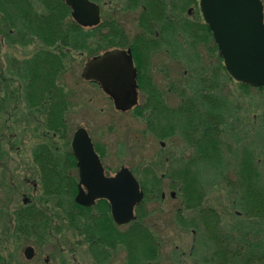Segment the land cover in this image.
<instances>
[{
	"label": "rangeland",
	"instance_id": "rangeland-1",
	"mask_svg": "<svg viewBox=\"0 0 264 264\" xmlns=\"http://www.w3.org/2000/svg\"><path fill=\"white\" fill-rule=\"evenodd\" d=\"M91 1L100 6L101 20L120 24L132 40L137 30L134 20L139 17L140 8L139 11L132 8L133 6L131 9H127L126 4H123L125 0ZM192 1L183 2L184 4L181 5L183 10L177 11L178 14L174 10L171 11L172 0L164 2L169 3V16L176 19L185 16V9L195 4L194 0ZM261 2L264 15V0ZM39 7L40 5L35 2L34 10H38V13L41 9ZM194 9V16H197L198 8ZM107 28H109L108 23ZM3 29L4 27L0 23V96H19L21 99H18L17 104L21 108V114L25 104L23 98L27 85L22 79L23 67L25 62L39 49L40 44L35 40L31 43L14 42L12 37L8 38V36L2 35ZM184 43L182 42L180 45L182 48L180 51H183L182 63L175 61L172 53L168 57H165L164 54L157 56L156 64L152 63L153 61L150 62V67H156L152 79L160 80L159 88L170 87L172 90L169 94L167 93L166 101L170 106L176 105L179 98L176 90L180 87L186 89V96L192 95L198 98L200 96L199 85L209 82L217 87L216 95L225 99L226 109L230 112L229 117L227 116L228 120L225 122L228 127L226 128V132H228L226 144L229 145L230 153L226 155L225 162L213 168L214 165L201 161L193 169L196 171L200 183L199 188L203 194V203L199 208L188 209L183 205L178 191L179 179L176 180L174 189H168L169 181L163 177L168 166L171 164L173 167L176 166L181 158L189 160L195 151L184 142L179 132L167 138H159L148 131V127L152 128V126L147 119L141 116L136 117L131 111L117 112L112 102L96 84L89 83L82 78L86 62L90 61L93 56H85L78 64L71 65L70 70L62 76L61 84L70 95L72 108L69 113L66 112V138L60 139L58 145L61 151L69 152L68 141L79 128H84L88 131L93 145L102 150L100 159L107 169V174L111 175L121 167L128 168L134 171L136 178L145 182V188H148L147 178H162L165 199L162 200L160 197L153 199L148 196L149 199L141 207L149 214L145 218L143 217V224L151 229L158 239L160 245L158 255L162 258L161 263L214 264L209 258L213 252L214 244L210 241V232L206 225L199 223L200 212L210 210L214 215L217 213L216 219L219 220V228L223 232L229 231L233 226L239 228L238 222L246 223L244 227L248 226V218L244 217L243 209L237 205L239 198L232 194L221 177V171L222 168L228 167V171H224L222 174H226L229 179H235L232 165L241 153L247 152L252 154L261 173L262 184H264V88L259 90L252 87H239L238 83L228 74L221 57L219 55L216 57V52L208 48L206 43H200L198 46ZM209 44L212 45V43ZM170 49L172 50V48ZM167 67H170V72H167ZM166 73L170 75V78L164 77ZM176 84L179 86L178 88ZM7 87L9 93L6 94ZM14 102L10 99V103L14 105ZM23 113L25 114V112ZM173 117L167 116L166 122H171ZM3 120V117L0 118V132L3 128ZM26 120L27 124L28 122L32 123L27 117H25V122ZM31 121L38 129V134L32 135L30 132H24L23 137H20V140L23 139L21 145L25 146H21L23 148L21 150L24 152L22 159L26 158V160L29 159V149L34 146L35 141L44 137L42 132L45 133L40 127L39 121L37 123L32 119ZM172 123H178V121H172ZM18 132L13 131L14 134ZM233 153H236L237 157ZM5 157L6 155L3 156V152H0V162H4ZM151 168H155V170L149 173L148 170ZM71 172L75 178H78L76 169H72ZM7 175L10 176V174ZM4 176V171L0 168V264H45L46 257L49 258L51 264L63 261L71 262L72 260L69 259L71 257L75 258V262L78 264H97L91 257L88 245L83 244L82 237L77 236L73 226L69 225L72 223V225L78 226L86 220L87 215L86 212H79L78 209L71 206L74 197H69L68 200L66 197L60 198L58 205L61 206H58L57 201L51 200V198H49L51 201L44 205L45 198H42L43 201L39 206L45 207V209L51 210V214H55L54 225H57L53 227V233L46 240H41L43 244L30 237H22L17 241L12 240V242L10 238H6L5 227L11 220L10 212L15 207L22 205L23 194L29 189L22 177L33 179L34 173L31 175L24 171V174L12 176L10 177L12 179L8 180ZM171 191L176 192L175 199L169 196ZM158 196L160 195L158 194ZM36 200L40 204V198L38 197ZM177 209H186L183 213V216L188 218L186 224L177 222L174 217ZM215 226L217 227L216 223ZM125 227L120 230H125ZM261 236L263 238L262 233ZM27 245H32L35 248L33 260H26L23 255V249ZM10 258L12 259L10 260ZM117 260L118 258L115 262H118Z\"/></svg>",
	"mask_w": 264,
	"mask_h": 264
},
{
	"label": "flooded vegetation",
	"instance_id": "flooded-vegetation-1",
	"mask_svg": "<svg viewBox=\"0 0 264 264\" xmlns=\"http://www.w3.org/2000/svg\"><path fill=\"white\" fill-rule=\"evenodd\" d=\"M138 1L125 0V3L123 2V4H126L127 9H131L133 6L132 8L138 9L139 11L140 8L139 17L134 20L137 30L135 31L132 40H130L124 28L120 24L113 21L116 25V35L118 36L117 39L124 40L127 43L122 47L111 49V52H125L132 58V64L136 71V105L125 112L116 110L111 97L101 89V86L97 82H87L96 84L112 102L113 107L117 112L126 113L131 111L136 117L141 116L147 119V121L151 123L152 126V128L148 127V131L153 135L159 138L162 136V138H167L168 136L175 135L176 132H179L184 142H186V144L190 146L192 150H194V146L189 145L188 141L186 140V132L181 129V122L186 120L187 108L190 107V109H198V107H202L201 105L204 102V99L201 97V95H205V98H207V95L211 94L215 98V91L217 90V87L212 85V83L210 84L209 82L199 85L200 96L197 98L192 95L190 97L186 96V89H182L181 87L178 88L179 86L176 84L178 88V90H176L179 97L178 102L176 105L170 106L165 97L167 93L169 94L172 90L170 87L163 89L159 88L158 84L160 80L152 79V74L156 72V67H150V62L153 61L152 63L156 64L155 60H157V56L164 54L165 57H168V55L171 53L173 54L175 61L181 62L183 51H180V45L182 42H185L184 44L187 43V45L190 46L194 44V46H198L200 43H206L205 45L208 48L216 52V57L219 55L218 46L214 40L210 27L202 17L199 7V0H194L195 4L190 5L185 9V16H181L176 19L172 18L171 15L169 16V0H156L157 3L155 6H151V9H155L156 12L155 10H148L149 8L142 3L145 0ZM185 1L186 0H172L173 4H170V6H172L171 11L174 10L178 14L177 11H181V9L183 10L181 5ZM196 7L198 8L196 11L197 16H194V8ZM101 23H105V32H103L106 34L108 32L107 23L109 24L110 22L107 20H101ZM183 35H186V37H183ZM209 43H212V45L210 46ZM170 48H172V50ZM167 70V72H170V67H167ZM164 77L168 79L170 78V75L166 73ZM202 77L204 76L202 75ZM163 84H165V82ZM173 86L175 87V84ZM7 93H9L8 87L6 94ZM10 99L15 101L14 105L10 103ZM18 99L21 98L19 96L17 97V95L0 96V118H4L3 128L0 132V152H3V156L6 155V160L4 162H0V168L2 171H4V178L6 180L12 179L10 177H15L21 173L24 174V171L31 175L34 173V178L29 179L24 176L22 177L23 180L25 179L24 181L29 186V189L23 194L21 200L22 205L15 207L10 212L11 220L5 227L6 238H10L11 242L12 240L17 241V239H21L22 237L34 238L37 239L38 242H41V240L43 241V239L46 240V238L51 233H53V227L57 225H54L53 217L55 214H51V210L39 206L43 201L42 198H45L44 205L48 204L52 199H55L57 201L56 204L58 205V198L74 197L71 206L78 209L79 212H86L87 215L86 220L83 221L84 227L82 224L77 226L76 224L72 225V223H69V225L71 227L73 226L74 230L75 228L78 229V231L75 230L77 236L82 237L83 244L85 243L88 245L91 257L95 263L162 264V258L158 255L160 248L158 239L153 234L151 229H149L142 222L143 217L145 218V216L149 214L144 209H141L144 202L149 199L148 196L153 199H156L157 197H160L162 200L165 199V193L163 191L161 182L162 178H147L146 183L148 184V188H145V182L136 178L134 171L130 170L139 184L140 191L143 193V199L135 206L133 219L122 224L115 221L110 208V203L106 199H95L90 206L79 205L75 202V197L80 186L77 163L75 164L74 169L78 171V178H75L70 170V177H67V179L64 180L67 182V187L62 190L60 195L54 192H46L45 188L43 187L45 184H50L53 186L58 182L56 174L59 167L57 166L68 168V166L71 165L68 164L70 163L69 161L66 162L65 155L72 153L73 157L75 158L70 144L74 134L72 135L71 140L68 141L70 151H61L58 144L62 138L59 137L55 128V122L58 118L59 109L57 97H48L43 102L42 98H31L26 96L25 89V96L23 98L25 101L23 112H25V114L23 112L20 114L21 108L18 107ZM71 108L72 102H70V106L63 109V112L66 111L69 113ZM24 116L30 119L29 121L32 123L28 122L27 124V120L25 122ZM167 116H174L171 122H166ZM64 118L66 119V113ZM31 119L36 123L39 121V124L41 125L40 127L45 131V133L41 131L44 137H42L39 141H35L34 146L29 149V159L26 160V158L22 159L24 152L21 150L23 149L21 146H25L21 145V141L23 139L20 140V137H23L24 132H30L32 135L38 134V129ZM172 121H178V123H172ZM160 122L164 123L163 129H161L162 126ZM51 126H54L55 129L51 128ZM27 129L28 131H26ZM13 131L19 132L14 134ZM94 150L99 158L102 157V150H100L98 146H94ZM100 162L102 164L101 159ZM188 162L189 160L181 158V161L177 163L176 166L173 167V164L168 166L163 176L169 181L168 189H174L176 180L179 179L180 186L178 191L185 207L186 204L183 198L184 196L181 194L182 180L178 175L180 173V168L187 165ZM102 167L104 170V176L107 178L115 176L123 168L121 167L119 170L113 172L110 175L107 174V169L103 164ZM154 170L155 168H151V170L148 171L149 173H152ZM7 174H10V176ZM68 186L70 188H68ZM83 190L85 193H87V189L85 187H83ZM158 194L160 196H158ZM176 195L177 194L175 191H171L169 194L172 199H175ZM38 197L40 198V204L37 203L36 200ZM49 198H51V200H49ZM185 210L186 209L176 210V215L174 217L179 224L182 223L184 225L187 222L188 218L183 216ZM203 212L206 214L204 215ZM200 214V224L206 223L208 221L213 223L217 218V213L214 215L210 210H203L200 212ZM203 216L208 217V219L204 221ZM70 220H72V218H70ZM95 221H97L98 224H95ZM124 226H126V229L121 231L120 228ZM79 229L83 230L79 231ZM143 243H146L147 245L143 247ZM41 244L43 243L41 242ZM26 247L33 248L34 254L30 259L33 260L35 257V248L32 245H27L25 248ZM25 248L23 249V255ZM117 258L118 262H115ZM11 259L12 258H10V260ZM69 259L72 261H63L62 263L56 264H78L75 262V258L71 257ZM179 260L181 261V259ZM210 260L212 261V259ZM44 261L45 264H51L48 257H46ZM212 262L216 264L214 261Z\"/></svg>",
	"mask_w": 264,
	"mask_h": 264
},
{
	"label": "trees",
	"instance_id": "trees-1",
	"mask_svg": "<svg viewBox=\"0 0 264 264\" xmlns=\"http://www.w3.org/2000/svg\"><path fill=\"white\" fill-rule=\"evenodd\" d=\"M35 2L40 5L39 13L34 10ZM142 3L152 11L155 9H151V6H155L157 1L145 0ZM0 20L4 27L3 36L12 37L14 42L31 43L35 40L40 44L35 54L23 65L22 79L27 83L26 96L42 98L43 102L48 97H57L59 109L55 128L59 137L65 139L66 111L63 112V109L70 106L71 99L61 84L62 76L70 70L71 65L78 64L85 56L95 57L113 48L122 47L127 42L117 39L114 22L108 24L106 34L103 32L105 23L93 28L77 25L70 16V8L63 0H0ZM238 85L249 88L244 84ZM201 97L204 99L202 107L187 108L186 120L181 122V129L186 132V140L195 148V154L190 157L187 165L180 168L178 175L182 180L181 194L188 209L199 208L203 203L199 179L193 169L201 161L216 168L225 162L226 155L230 153L229 145L226 144L228 127L225 125L230 112L226 109L225 99L217 95L214 98L211 94L207 98L205 95ZM160 123L163 129L164 123ZM51 128L55 129L54 126ZM65 160L71 165L68 168L57 166L58 182L53 186L45 184L43 187L46 192L60 195L67 187L64 180L70 177L69 172L75 168L76 160L72 153L65 155ZM232 167L235 179H229L226 174H222L228 171V167L222 168L221 177L232 194L239 198L237 205L243 209L244 217L248 218L249 222L244 219L248 226L244 227L246 223L238 222L239 228L233 226L229 231L223 232L219 228L218 219L213 223H204L210 232V241L214 244L209 258L216 264H264V184L261 173L252 154L247 152L241 153ZM203 219L206 221L208 217L203 216ZM81 224L84 227V223ZM95 224L98 222L95 221ZM75 230L78 231L76 228ZM142 245L145 247L147 244Z\"/></svg>",
	"mask_w": 264,
	"mask_h": 264
},
{
	"label": "water",
	"instance_id": "water-1",
	"mask_svg": "<svg viewBox=\"0 0 264 264\" xmlns=\"http://www.w3.org/2000/svg\"><path fill=\"white\" fill-rule=\"evenodd\" d=\"M64 2L79 26L88 28L100 23V7L96 3L90 0ZM199 4L230 76L243 84L264 87V22L260 0H199ZM82 76L97 82L111 97L116 110L125 112L136 105V71L131 56L125 52H106L92 58L86 63ZM72 148L80 175L75 202L90 206L95 199L104 198L109 201L116 222L122 224L133 219V208L142 200L143 193L131 172L122 168L114 177H105L91 139L83 128L75 132ZM33 254L32 247L25 248L27 260Z\"/></svg>",
	"mask_w": 264,
	"mask_h": 264
}]
</instances>
